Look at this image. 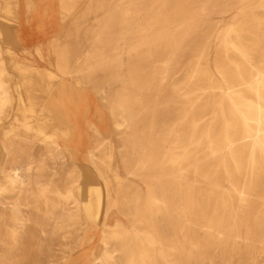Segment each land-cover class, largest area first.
<instances>
[{
  "label": "bare ground",
  "instance_id": "6f19581e",
  "mask_svg": "<svg viewBox=\"0 0 264 264\" xmlns=\"http://www.w3.org/2000/svg\"><path fill=\"white\" fill-rule=\"evenodd\" d=\"M0 264H264V0H0Z\"/></svg>",
  "mask_w": 264,
  "mask_h": 264
},
{
  "label": "rangeland",
  "instance_id": "374dc122",
  "mask_svg": "<svg viewBox=\"0 0 264 264\" xmlns=\"http://www.w3.org/2000/svg\"><path fill=\"white\" fill-rule=\"evenodd\" d=\"M28 33H31V34H34V33H37L36 31V25H31L29 29H27ZM95 106H96V103L94 102ZM94 104H93V107H94ZM95 108V107H94Z\"/></svg>",
  "mask_w": 264,
  "mask_h": 264
}]
</instances>
